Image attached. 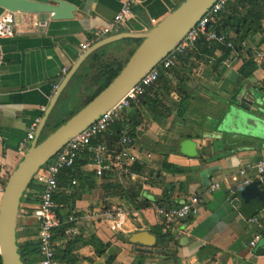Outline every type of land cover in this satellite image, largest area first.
Masks as SVG:
<instances>
[{
    "label": "crops",
    "instance_id": "0c3cea01",
    "mask_svg": "<svg viewBox=\"0 0 264 264\" xmlns=\"http://www.w3.org/2000/svg\"><path fill=\"white\" fill-rule=\"evenodd\" d=\"M64 1L76 6L74 18L53 20L50 14L25 13L18 33L0 39V197L4 182L20 159L19 143L35 122L38 126L56 93L57 89L54 91L53 87H59L78 59L110 35L149 28L153 20L160 21L183 0H140L133 5L127 23L113 29L85 51L80 49V44L89 39L94 29L110 23L127 0ZM37 21L45 22V25L37 26ZM139 43L137 39H124L103 46L92 52L77 72L82 68L84 74L86 68L89 80L94 69L100 70L101 63L120 59L128 51L126 63ZM245 46L251 57L256 50L264 52L262 30L248 37ZM219 55L216 52L214 56L179 62L176 75H166L149 91V96L162 103L158 112L166 117L156 118L149 108H141L146 119L139 125V136L132 146L134 160L144 164L148 173L152 171L151 176L134 172L132 180L141 183L142 196L148 197L150 203L172 206L192 195H203L199 214L170 228L167 233L170 242L158 243L150 252H141L139 245L127 241L130 234L137 231L131 223L123 231L114 233L103 222H86L79 233L84 237L95 235L117 249L113 264H135L140 253L146 254L143 264H264V226L250 221L256 217L259 223H264V208L249 203L245 197L246 190L262 184L256 180L254 171L244 176L237 174L245 165L264 158V128L253 127L254 120L264 125V68L256 65L238 91L236 103H230L239 88L236 71L249 55L244 51L230 55L229 65L225 62L230 57L222 62V72L213 68ZM177 76L184 80V92L175 90ZM62 94L46 124L59 106ZM179 94L186 95L188 105L176 119ZM241 116L246 118L240 119ZM237 124L243 128L242 133L227 131ZM158 146L161 150H155ZM163 158L182 168L183 172L161 170ZM79 160V172L85 175L95 172L92 162H84L82 157ZM94 180V185L91 181V185L86 184L82 197L76 201V213L84 214L94 207H103V180L96 175ZM214 181H220V188L204 195ZM34 191L31 189L27 193L30 199L23 202L20 211L21 234L37 230L36 220L29 214L37 205L32 201ZM118 203L122 201L113 199V204ZM138 217V224L143 229L161 231L162 220L151 206L139 210ZM255 233L261 237L251 246ZM36 235L31 239L36 240ZM183 237L187 241L180 245ZM19 238L21 242L28 239L26 235ZM75 255L80 264H104L107 259V255L97 257L90 245L80 247ZM36 258L38 254H27L26 264H36Z\"/></svg>",
    "mask_w": 264,
    "mask_h": 264
},
{
    "label": "trees",
    "instance_id": "16d2710c",
    "mask_svg": "<svg viewBox=\"0 0 264 264\" xmlns=\"http://www.w3.org/2000/svg\"><path fill=\"white\" fill-rule=\"evenodd\" d=\"M1 11L2 9H0V12ZM263 20L264 0H237L236 2H230L226 4V6L216 15L215 20L209 23L208 28L210 30L216 31L217 33L227 34L234 43V49H229L216 42H209L206 40L205 35H200L191 49L186 50L177 57L176 65L179 62L187 63L192 59L198 60L203 56H214L216 52H219V58H217V62L214 64L213 68L214 71L219 70V72H222V69L224 68L222 62L225 59L234 53H241L243 51L246 52L249 57L244 59L236 71L238 75L239 88L229 100L230 103H236L235 98L238 91H240V88L243 86L246 77L256 68L255 61L253 57L250 56L251 52L249 49H247L244 43H246L248 37L262 30ZM176 65L168 69H161L157 83H159V81L165 78V76L168 74L176 75ZM122 67L123 64L118 65L116 68H114L113 63L101 64L98 73L90 77L89 80L88 70L85 68V73L83 74V69L81 68V70H79L74 75L69 86L62 94L60 104L55 108L48 123L46 124L43 136H46L50 131L56 129L64 122L60 120V115L68 112L67 110L69 104L79 97V90L83 82H86L87 80L91 83L96 82L99 85L98 89L86 102L87 104L100 91H102L113 80V78L117 76ZM217 67H220V69ZM176 78V92H184V80L178 76ZM154 86L146 89L145 93L141 95L136 101H132L130 106L119 114L110 128L107 131L99 134L95 141L105 142L110 149H114L118 140L123 135H127L132 139V144H134L135 140L139 136V125L146 119V115L143 114V110L141 108H149L156 118L159 116L166 117L164 114L158 112L162 105L158 98L155 100L153 97L149 96V91ZM185 97L186 95L181 96L179 94V102L177 103L178 111L175 115L176 119L179 118L182 111L184 112L186 110L188 102ZM69 112L71 117L77 112V109L71 110ZM220 120H222V116H220ZM155 150L161 149H159L158 146ZM81 157L85 158L84 162H92L91 154L87 151H83L79 154L72 166L63 168L57 176L58 186L60 189L54 195V201L56 203L55 212L60 220V225L53 231L54 247L56 249L57 256L63 264H80L79 259L75 255V251L84 245L92 246L97 257H103L107 255V259L105 260L104 264H113L118 250L113 249L110 243L103 242L95 235L84 237L83 233H78L76 235L68 233V230L74 226L72 222L68 221V217L71 214H77L74 210L76 201L82 197L86 184L91 185L89 181H91L93 185L95 183V172L86 175L79 172V158ZM160 161L161 170L167 172H183L182 168L173 166L167 162L166 158H163ZM130 169L139 175H152V171L148 173L147 167L137 160L132 162ZM100 178L103 180V183L101 184L103 207H110L113 205V199L115 198L122 201V203L118 204L124 205L129 209L141 210L151 206L149 198L142 196L141 194V183L138 180L133 181L132 177H130L128 174L108 171L100 176ZM115 178L117 180H114ZM73 180H75V184H72ZM258 186L260 188H264L263 185ZM38 188L39 191L42 189L41 186H38ZM235 191L237 194L240 193V191ZM29 199V196L26 194V196L23 198V202H27ZM32 201H34V203H38L39 195L37 196L35 194L34 200ZM158 204L162 205L160 203ZM33 212L34 209H31L29 214H33ZM36 233V229L28 230L24 234L19 233V237L23 235L28 237L27 240L19 244L22 257H25L29 253L37 255L38 243L36 240L31 239L36 235ZM154 233L158 236L159 244L165 245L166 243L170 242L167 234H163L161 231H154ZM145 257L146 254L140 253V257L135 264H143ZM37 261L38 259L36 258L34 262Z\"/></svg>",
    "mask_w": 264,
    "mask_h": 264
},
{
    "label": "built area",
    "instance_id": "2783aa9c",
    "mask_svg": "<svg viewBox=\"0 0 264 264\" xmlns=\"http://www.w3.org/2000/svg\"><path fill=\"white\" fill-rule=\"evenodd\" d=\"M140 0H127L120 11L114 16L112 21L106 26L94 29L89 39L80 44V49L85 51L90 45L94 44L104 36L109 35L113 29L118 28L132 14V7ZM237 0H217L214 2L210 10L203 15L197 24L187 32L181 42L152 70H150L128 93L110 110L102 114L96 122L87 127L84 131L67 142L60 151L44 165L34 176L35 180L42 189L34 191L39 195V202L34 208L33 217L37 223L36 240L38 243V261L36 264H63L57 256L54 247L53 231L60 225V220L56 215V203L54 195L59 191L57 176L59 172L74 164L79 154L87 151L91 154L92 164L95 167L97 177L102 176L105 172L115 171L128 174L130 177L135 176V173L130 169V165L134 161L132 155V139L123 135L117 142L114 149H110L105 142H96L98 135L107 131L115 122L119 114L130 106L132 101H136L143 95L146 89L157 84L160 70L168 69L176 65L177 57L186 50L191 49L200 35H205L209 42H216L229 49H234V43L227 34L217 33L210 30L209 23L215 20L216 15L230 2ZM25 13L4 11L0 14V39L10 38L15 36L19 31V25L24 22ZM37 26H44L45 22L37 21ZM262 32L264 34V23L262 24ZM245 44V43H244ZM232 56L226 60L229 65ZM253 59L259 68H264V52L256 50L253 53ZM2 65V56L0 53V67ZM65 71V70H64ZM57 86L53 87L55 91ZM37 122L33 124L26 138L23 139L18 146V153L22 154L26 149L30 140L34 137V131ZM249 171H254L256 180L264 185V158L253 164H247L242 167L237 174L246 175ZM232 178L236 180V175ZM75 184V180L72 181ZM220 181L212 182L203 194H210L219 189ZM30 191V189H29ZM203 202V195H192L180 204L172 206L159 205L157 202L151 203L156 214L162 220L161 233L167 234L168 230L177 223L199 214L200 206ZM139 210H132L124 205L113 204L110 207H94L84 214H71L68 221L74 226L68 230V233L76 235L79 233L80 227L86 222H103L114 233L121 232L125 229L128 223L134 225L137 230L143 229L138 224ZM264 216V209L262 210ZM252 223H258L264 226V223H259L256 217L250 219ZM261 235L255 233L250 245L254 246L260 239Z\"/></svg>",
    "mask_w": 264,
    "mask_h": 264
},
{
    "label": "water",
    "instance_id": "95a60500",
    "mask_svg": "<svg viewBox=\"0 0 264 264\" xmlns=\"http://www.w3.org/2000/svg\"><path fill=\"white\" fill-rule=\"evenodd\" d=\"M216 1L183 0L160 21L153 20L152 26L145 30L116 33L100 40L71 67L57 88L42 120L36 127L33 139L29 141L18 163L5 182L0 197V264H26L19 245L21 243L19 219L23 198L29 192V186L35 174L67 142L96 122L102 114L113 108L150 70L159 65ZM0 9H2L0 14L4 11L50 14L53 20H68L74 18L76 6L64 0H52V2L0 0ZM124 39H137L140 40V43L117 76L83 108L65 120L51 133L42 137L51 111L82 62L97 49ZM244 118L246 116L240 117V119ZM253 127L263 129L264 125L258 120H254ZM227 131L239 134L243 132V128L237 124L228 128ZM245 197L249 203L264 208V188L255 187L246 190ZM158 240V236L154 232L146 229L131 233L127 239L131 244L139 245V251L141 252H150L151 248L158 245ZM186 241V237L181 238L180 245H184Z\"/></svg>",
    "mask_w": 264,
    "mask_h": 264
},
{
    "label": "rangeland",
    "instance_id": "374dc122",
    "mask_svg": "<svg viewBox=\"0 0 264 264\" xmlns=\"http://www.w3.org/2000/svg\"><path fill=\"white\" fill-rule=\"evenodd\" d=\"M127 57H128V51L120 59H116V60L111 59V60L105 61V62L106 63H113L114 64V68H116L118 65L124 64ZM101 64H105V63H101ZM92 72H94V75H96L98 73L97 71H95V69ZM98 87H99V85L96 82L91 83V82L86 80V82L83 83L81 92H79V95H78L79 97L77 99H75V101H72L69 104L68 110H67L68 112H65V113L61 114L60 115V120H62V121L67 120L70 117V114H69L70 112L69 111L74 110V109H77V111H79L81 108H83V106L90 99V97L93 95V93L98 89ZM52 131H50L49 133H51ZM42 137H45V136L42 135ZM38 186H40V185L35 180H33L31 182V184H30L29 189L30 190L32 189V191L33 190L39 191ZM22 205H23V203H22Z\"/></svg>",
    "mask_w": 264,
    "mask_h": 264
}]
</instances>
